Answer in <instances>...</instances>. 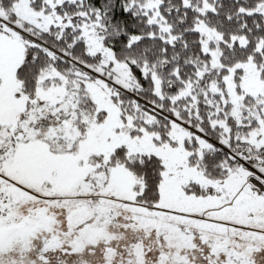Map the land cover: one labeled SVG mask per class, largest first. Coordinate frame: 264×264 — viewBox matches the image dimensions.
Listing matches in <instances>:
<instances>
[{"label":"snow or ice","instance_id":"6c2138e0","mask_svg":"<svg viewBox=\"0 0 264 264\" xmlns=\"http://www.w3.org/2000/svg\"><path fill=\"white\" fill-rule=\"evenodd\" d=\"M0 264H264V0H0Z\"/></svg>","mask_w":264,"mask_h":264}]
</instances>
